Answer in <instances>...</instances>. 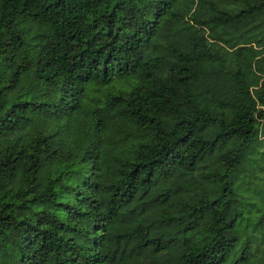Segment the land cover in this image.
Here are the masks:
<instances>
[{
	"label": "trees",
	"instance_id": "trees-1",
	"mask_svg": "<svg viewBox=\"0 0 264 264\" xmlns=\"http://www.w3.org/2000/svg\"><path fill=\"white\" fill-rule=\"evenodd\" d=\"M0 264H264V0H0Z\"/></svg>",
	"mask_w": 264,
	"mask_h": 264
}]
</instances>
